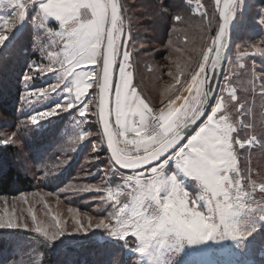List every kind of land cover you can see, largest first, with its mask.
<instances>
[{
  "label": "snow or ice",
  "instance_id": "6c2138e0",
  "mask_svg": "<svg viewBox=\"0 0 264 264\" xmlns=\"http://www.w3.org/2000/svg\"><path fill=\"white\" fill-rule=\"evenodd\" d=\"M215 4V35L201 49L190 78L154 110L133 83V30L120 0H0L6 13L0 16V65L21 59L25 49L33 48L47 60V66L29 62L22 75L24 102L31 109L23 127L42 128V121L66 112L74 117L77 142L98 135L110 149L103 187L80 189L106 193L99 197L105 216L94 228L104 231L113 249L109 264H118L116 257L124 249L138 264H193L191 253L212 246L264 250V181L257 184L240 166L241 152L256 145L264 148V136H241L242 129H254L252 122H245L252 107L238 97L235 73L225 74L221 84L217 72L232 34L246 26L264 34V0ZM183 6V0H155L153 14L181 21ZM196 9H202L198 0ZM51 36L65 38L60 50L42 43ZM168 44H173L171 39ZM254 47L264 55V49ZM184 71L177 64V74L168 75L180 84ZM38 73H52L55 82L45 88L32 85ZM94 87L97 91L90 94ZM174 87H165L166 98ZM260 95L264 97V87ZM89 113L102 126L95 133L84 127ZM14 137L0 139V145L15 144ZM49 175L44 172V178ZM113 177L118 178L114 183ZM69 212L75 214L72 231L55 216L51 232L39 223L31 229L43 237L46 248L63 244L66 236L87 237L93 229V217H87L85 226L76 209ZM6 215L0 217V229L29 230L14 212ZM31 218L35 223L34 212Z\"/></svg>",
  "mask_w": 264,
  "mask_h": 264
},
{
  "label": "rangeland",
  "instance_id": "374dc122",
  "mask_svg": "<svg viewBox=\"0 0 264 264\" xmlns=\"http://www.w3.org/2000/svg\"><path fill=\"white\" fill-rule=\"evenodd\" d=\"M121 1L123 2V0ZM185 2L187 5L192 6L194 14L202 16L201 12L206 13V16H203L205 19L202 23L196 24L194 30L195 32L198 31L197 33L188 35V39L186 36L181 38L183 44L173 42L172 56L161 60L158 59L157 55L164 47L160 45L162 43V35L158 34V31L161 30L160 25L158 27V25H156L157 23H155L158 19L152 16L148 18L146 15H141L145 13L144 9L141 11H139L138 8L133 9L130 7V2L125 0V7L127 10L126 16L128 18L126 23H131L134 39V47L132 49L134 53V83L141 94L155 109L162 107V102L167 103V99L174 97L176 91L181 88V85L185 84L186 79L190 78V73L196 68L200 59L201 49L207 45L208 38L214 36L217 31L216 25L219 20V9L216 7L215 0H213L214 11L212 13V18H210L209 13H207L202 0H198L202 5L201 11H197L196 9L197 0H185ZM1 13L3 15L6 14L3 9H0V14ZM50 39V37H47L42 40V43L47 45ZM51 44L52 48L55 50H58L62 45L58 43L56 44L58 48H56L52 42ZM254 46L264 49V34H261L259 29H252L246 26L241 31L232 34L220 83H223V76L225 74L235 73L232 82L233 86L237 89V95L241 100L247 101L252 107V115L247 116L245 122H252L254 124V129H242L241 136L246 137L250 134H255L259 138L264 136V97L260 95L262 87H264V71H262L264 70V55L257 53ZM32 51L36 52L35 48H33ZM29 52V50L25 49L21 59H13L7 62L8 68L11 67L9 63L18 64V66L22 67L21 64L23 65L26 62L27 64L31 62L29 61ZM242 53H247V55L242 56ZM38 55L39 58L33 61H36L37 64H44L47 66V60L41 59L39 52ZM177 64L185 69L183 75L180 76V84H176L175 79H173V76L177 74ZM241 65H243V67H241ZM97 67H99V65H97ZM0 70H2L1 67ZM9 71L11 72V78H15L13 81L18 82L19 89L21 90V106L19 108L21 113L17 120L8 119L5 115L0 113V139L15 133L14 139L16 143L12 145L17 147L18 150L16 158L21 167H23L26 172L30 173L31 170H40V162L45 163L46 158H39L38 155L36 157L37 159L29 157V135L34 132L35 137H40L42 133H44V130L52 128L53 125L56 124L57 119L61 117V115H65V112L51 117L50 121H42V128H24L22 122L28 119L27 113L31 111L24 102L25 88L22 75L24 72H28L27 65L25 67L23 66V70L19 73H14L13 70ZM169 72H172L173 76H169ZM54 82L55 80L52 73H38L31 84L38 88H45L48 84ZM172 85L175 87L168 92L166 98L165 87ZM89 91L91 94L97 90L94 87ZM40 107L43 108L42 105ZM91 107H94V105ZM71 111L74 113L75 109ZM66 114L69 115V117L67 121L63 123L61 129H59V134L56 139L60 140L59 143H62L60 149L62 155L65 157V162L73 163L74 166H76V179L79 180L63 188H68L69 191H63L62 193L66 195H62V198L60 197L61 195L59 196L42 189L23 194L20 196L21 199L15 198L11 200L10 198H0V217L8 218L6 213L11 214L14 212L15 217H19L23 222L29 224V230L21 229L22 231L29 232L35 227L36 223H39L42 226H49L48 230L51 232L55 226L54 216L60 219L63 227L68 231H72L75 227L73 219L75 214L69 212V209H76L79 213L81 223L85 226L88 223L87 217H93V229L90 230L89 235H91V231H102L104 233L103 230H96L94 225L100 218L105 216V213L102 211L104 206L99 197L106 195V193L96 192L95 190L83 192L80 191V189L85 185L93 184L103 187L102 180L104 178V172L109 168L107 147L98 135H93L85 141L77 142L75 140L77 130L75 129L74 117L68 113ZM89 116V123L84 127L95 133L97 128L101 126L97 124L96 118L92 116L91 113H89ZM83 146H85V148L82 154L81 147ZM97 147H99V152L94 151ZM37 152H39V150ZM56 152L57 151L52 150L50 155ZM97 155L100 156L99 160L94 158ZM240 166L242 169L250 171L252 179L255 180L257 184L264 181V148L260 145H256L250 151L241 152ZM37 172L38 171H35V173ZM32 175L34 176L33 173ZM84 177H89L91 180L93 179L95 181L87 183L82 181ZM117 179V177H113L112 182H116ZM256 196L258 199L261 198L258 191ZM21 200H27L33 208L36 207L38 203L46 205L48 210L46 209L44 211L47 213L36 211V222L33 223L31 218L32 212L26 215L21 212L19 207L11 206L13 202ZM11 207H13L12 210H10ZM86 207L90 211L83 210ZM37 235L40 234L37 233ZM7 238L8 240H12L13 243L9 245H14L12 248L10 246L11 252L8 255L19 251L20 247H23L27 241H29L28 253L37 252L40 246L37 242L34 243L37 239L35 240V237L32 235L22 237L9 232ZM104 239L106 240V237L103 234L102 240ZM129 243L133 244L134 241L130 238ZM110 253L113 252L110 251ZM69 254L70 253H64V258L72 259L75 264H87L89 260L88 257H92L91 255L87 257L86 254H75L74 258ZM18 258L22 259L23 256H18ZM101 258L105 259L104 256ZM188 259H190L193 264H264V250L260 248L235 250L228 247L220 248L219 246H212L200 252L191 253ZM77 260L82 261V263ZM116 260L118 264L119 262H123V264H138L137 257L126 249L121 250Z\"/></svg>",
  "mask_w": 264,
  "mask_h": 264
},
{
  "label": "trees",
  "instance_id": "16d2710c",
  "mask_svg": "<svg viewBox=\"0 0 264 264\" xmlns=\"http://www.w3.org/2000/svg\"><path fill=\"white\" fill-rule=\"evenodd\" d=\"M126 1L130 2V7L133 9L138 8L139 11L144 9V12L148 14L146 15L148 18L152 16L158 19L155 23H157L156 25H158V27L160 25L161 30L158 31V34L162 35V43L160 45L164 47L157 55L158 59L161 60L172 56L173 44H168L170 39L174 43L178 42L179 44H183L181 38L186 36L188 39V35L197 33L198 31L195 32L194 30L196 24L202 23L205 19L203 16L194 14L192 6L187 5L185 0H183L184 6L180 9L183 13V19L181 21L170 20L168 17L160 18L158 15L153 14L155 0ZM173 2L181 3V0H173ZM202 2L210 18H212V13L214 11L213 0H202ZM122 5L126 9L125 0H123ZM32 52H29V61L39 58L38 52H35V54H32ZM9 65H11L10 68H8L7 63L0 66L2 68V70H0V113L5 115L8 119L17 120L21 113L19 109L21 106V90L19 89L18 82L13 81L15 78H11V72L9 70H13L14 73H19L23 70V66L25 67L27 65V62L23 65L21 64L22 67L18 66V64L9 63ZM68 117L69 115L65 112V115H61V117L57 119L56 124H54L52 128L44 130V133H42L40 137H35L34 132L29 135V157L37 159L36 157L38 155L39 158H46L45 163L40 162V170H31L35 177L31 172H26L19 164L16 158L18 153L17 147L12 144L0 145V198H10L11 200L15 198L21 199V195L34 192L38 189L46 190L59 196L61 195L60 197L62 198V195H66L62 193V189L79 180L76 179V166H74L73 163L65 162V157L62 155L60 149L62 143H59L60 140L56 139L59 134V129H61ZM84 148L85 146L81 147V153ZM38 150L39 152H37ZM52 150L57 152L50 155ZM107 152L109 154L108 149ZM35 171L38 172L35 173ZM45 171L50 173L47 178H44ZM82 181L88 183L95 180L84 177ZM15 202H13L12 204L14 205L11 204V206L19 207L21 212L26 215L30 214L29 209L34 213L36 211L45 213L46 211L44 210H48L46 205H41L39 203L33 208L27 200ZM12 208L13 207H11L10 210H12ZM83 210L90 211L87 207ZM9 232L22 237L26 235L34 236L35 240L37 239L34 243L37 242V244L40 245L38 251L28 253L29 241H27L23 247H20L19 251L8 255L11 252V248L14 247V245H9L13 244L12 240H8L7 238ZM103 234L102 231H98L95 236H66L63 238V244L57 242L54 247L46 248L42 243L43 237L37 235V233L33 231L0 229V264H75L72 259L64 258V253H70L69 255L74 258L75 254H86L87 257L91 255L92 257H88L89 260L87 264H109L110 260L113 258L110 251L113 252V249L106 243L105 239L102 240ZM18 256H23V258L19 259ZM102 256H104L105 259H102ZM77 261L82 263V261Z\"/></svg>",
  "mask_w": 264,
  "mask_h": 264
},
{
  "label": "crops",
  "instance_id": "0c3cea01",
  "mask_svg": "<svg viewBox=\"0 0 264 264\" xmlns=\"http://www.w3.org/2000/svg\"><path fill=\"white\" fill-rule=\"evenodd\" d=\"M0 16H3V14L1 13ZM50 38H51V39H50V42L53 43L54 47H56V44H58V43L62 44L59 48H58V46L56 47V48H58V50H60V49L62 48L64 42H65V38L60 37V36H51ZM89 67H97V65H89ZM134 78H135V77H134ZM134 81H135V80H134ZM134 81H133V83H134ZM134 85H135V83H134ZM136 89H137V91L140 93V95H141L143 98H145V97L141 94L140 90H139L137 87H136ZM184 95H187V93H184ZM113 99H114V97H113ZM145 100H146V102H148L146 98H145ZM148 103H149V102H148ZM177 103L179 104L180 101H178ZM149 105H150V107H153V108H154V106L151 105L150 103H149ZM154 110H155V108H154ZM113 119H114V117H113ZM113 127H115V125H113ZM121 139H122V138H121Z\"/></svg>",
  "mask_w": 264,
  "mask_h": 264
},
{
  "label": "water",
  "instance_id": "95a60500",
  "mask_svg": "<svg viewBox=\"0 0 264 264\" xmlns=\"http://www.w3.org/2000/svg\"><path fill=\"white\" fill-rule=\"evenodd\" d=\"M120 3L122 4V1L120 0ZM222 4H223V0H221V6H222ZM228 48H229V45H228ZM228 48H227V51H226V53H225V56H224V60H223V66H222V68H220V69H218L217 70V72H218V75H219V77H220V82H221V78H222V75H223V70H224V67H225V61H226V55H227V52H228ZM101 126V125H100ZM102 127V126H101ZM106 144V143H105ZM107 146V145H106ZM108 149V148H107ZM108 151H109V154H111V152H110V149H108ZM123 171H125V172H129L130 170H123Z\"/></svg>",
  "mask_w": 264,
  "mask_h": 264
},
{
  "label": "built area",
  "instance_id": "2783aa9c",
  "mask_svg": "<svg viewBox=\"0 0 264 264\" xmlns=\"http://www.w3.org/2000/svg\"><path fill=\"white\" fill-rule=\"evenodd\" d=\"M29 10H31V9H29Z\"/></svg>",
  "mask_w": 264,
  "mask_h": 264
}]
</instances>
